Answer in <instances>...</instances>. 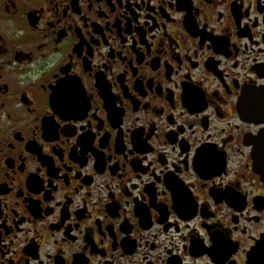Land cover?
Wrapping results in <instances>:
<instances>
[{"label": "flooded vegetation", "instance_id": "1", "mask_svg": "<svg viewBox=\"0 0 264 264\" xmlns=\"http://www.w3.org/2000/svg\"><path fill=\"white\" fill-rule=\"evenodd\" d=\"M0 264H264V0H0Z\"/></svg>", "mask_w": 264, "mask_h": 264}]
</instances>
